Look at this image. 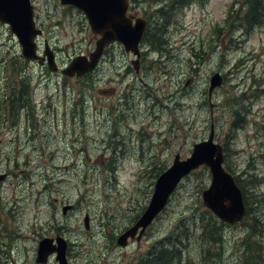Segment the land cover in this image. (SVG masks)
<instances>
[{
	"label": "rangeland",
	"instance_id": "rangeland-1",
	"mask_svg": "<svg viewBox=\"0 0 264 264\" xmlns=\"http://www.w3.org/2000/svg\"><path fill=\"white\" fill-rule=\"evenodd\" d=\"M178 1L129 0L128 13L147 22L139 71L113 42L93 72L63 75L98 36L83 11L60 0H32L40 53L48 41L57 72L26 61L0 22V264H38L46 236L68 242L69 264L148 263L163 250L169 264H264V23L248 22L250 0ZM216 72L223 84L209 94ZM15 93L26 96L10 112ZM212 124L255 213L234 225L219 220L203 203L212 175L201 166L141 240L120 247L159 175ZM67 204L74 208L64 214ZM46 264H60L56 254Z\"/></svg>",
	"mask_w": 264,
	"mask_h": 264
},
{
	"label": "water",
	"instance_id": "water-1",
	"mask_svg": "<svg viewBox=\"0 0 264 264\" xmlns=\"http://www.w3.org/2000/svg\"><path fill=\"white\" fill-rule=\"evenodd\" d=\"M61 3L82 10L88 18L92 32L98 36L94 51L89 55L76 56L62 70L63 74L84 76L92 72L105 48L115 41L122 43L126 51H132L140 57L139 45L147 22L141 17L133 18L128 15L129 0H61ZM0 20L10 24L19 39L25 59L38 60L42 64L47 60L51 70H58L55 53L48 42H45L43 55L38 53L36 37L42 34V29L36 27L31 0H0ZM138 58L133 60L136 69ZM222 82V75L219 72L214 73L210 79L209 94L221 86ZM201 165H207L212 175L210 186L203 191L204 205L224 222L235 224L242 221L246 213L243 193L233 175L224 167L223 145L215 141V128L212 124L208 138L195 143L190 156L183 159L180 153L175 155L172 165L158 177L146 210L134 225L117 238V243L126 247L130 239L140 241L155 217L165 208L181 180ZM6 176L7 174L0 175V181ZM73 208V204H67L63 206L62 211L67 214ZM84 221L89 228L88 214ZM67 247L68 242L62 236L44 237L39 242L35 261L38 264H46L50 256L56 254L60 264H69Z\"/></svg>",
	"mask_w": 264,
	"mask_h": 264
},
{
	"label": "trees",
	"instance_id": "trees-1",
	"mask_svg": "<svg viewBox=\"0 0 264 264\" xmlns=\"http://www.w3.org/2000/svg\"><path fill=\"white\" fill-rule=\"evenodd\" d=\"M264 1V0H263ZM185 3V0H179L178 4H183ZM248 22L250 23L251 26L254 25H259L261 23L264 22V3L262 2V0H251V4L250 7L248 8V11L245 14ZM147 32V31H146ZM146 34V33H145ZM156 47V46H155ZM21 57V56H20ZM25 85L23 86L25 91L24 92H29V87ZM25 93H15L14 95L10 96L8 99L9 102V110L10 112H14V111H18L19 108H22V100H24L25 98ZM7 105V101L4 102ZM25 104H29V102L25 101ZM1 105V104H0ZM1 107L3 108V106L1 105ZM4 110V108H3ZM236 181L238 182L239 186L241 187V189L243 190L244 193V186L243 184H240V180L236 178ZM244 197H245V193H244ZM247 200V198H245ZM248 205V210H247V214H252L255 213L254 210H252V206ZM187 229V228H186ZM207 229V228H206ZM168 250H163L161 251V255L149 260V264H169V259H168ZM147 262H145L144 260H142L140 262V264H148Z\"/></svg>",
	"mask_w": 264,
	"mask_h": 264
}]
</instances>
